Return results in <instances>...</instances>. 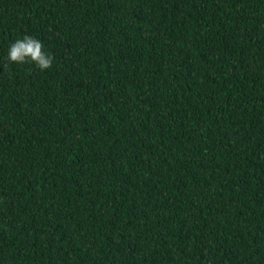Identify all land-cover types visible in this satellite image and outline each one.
Segmentation results:
<instances>
[{"label": "trees", "instance_id": "obj_1", "mask_svg": "<svg viewBox=\"0 0 264 264\" xmlns=\"http://www.w3.org/2000/svg\"><path fill=\"white\" fill-rule=\"evenodd\" d=\"M0 264H264V0H0Z\"/></svg>", "mask_w": 264, "mask_h": 264}, {"label": "clouds", "instance_id": "obj_2", "mask_svg": "<svg viewBox=\"0 0 264 264\" xmlns=\"http://www.w3.org/2000/svg\"><path fill=\"white\" fill-rule=\"evenodd\" d=\"M6 58L15 64H24L30 61L41 71L50 69L54 61V56L44 51L43 41L27 33L8 45Z\"/></svg>", "mask_w": 264, "mask_h": 264}]
</instances>
